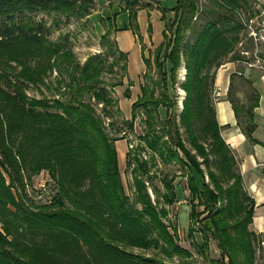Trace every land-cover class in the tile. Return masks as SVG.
I'll list each match as a JSON object with an SVG mask.
<instances>
[{
    "label": "trees",
    "instance_id": "1",
    "mask_svg": "<svg viewBox=\"0 0 264 264\" xmlns=\"http://www.w3.org/2000/svg\"><path fill=\"white\" fill-rule=\"evenodd\" d=\"M214 1L228 10L239 4L238 0ZM94 4L95 0H0V264L188 263L190 250L178 243L176 226L166 222L167 206L177 200L176 174L162 171L159 179L163 190H159L151 182L150 160L140 156L144 147L161 162H176L188 170L184 174L192 246V236L199 232L202 252L211 239L215 240L220 251V257L212 259L216 264H256L258 236L249 229L253 201L243 186L233 152L220 134L210 97L216 68L231 60L245 61L236 51L242 23L207 21L195 27L191 21L198 9L197 0L175 1L170 11L178 21L171 49L163 40L153 52L160 90L156 94L154 87L143 84L132 104L133 112L141 105L145 127L140 136L144 146L127 152L134 189L130 201L114 138L95 109L100 104L102 114L112 117L114 99L108 86L113 89L123 81L106 82L103 74L106 67L113 69L122 58L125 63L127 54L114 40L108 52L113 55L111 61L108 54H93L80 63L71 48L49 39V27L43 20L31 16L83 17ZM130 20L135 30L133 9ZM168 24L165 22L164 39ZM101 39H108L107 31ZM143 60L147 66L152 63L148 56L143 55ZM182 63L185 74L179 87L185 95L177 116V101L169 96L167 81L172 86L176 83ZM122 69L126 70L125 64ZM53 72L58 75L57 96L27 94L29 86H48L45 79ZM245 81L250 88L246 103H240L231 90L228 99L237 123L251 137L258 94L251 81ZM65 90L71 93L70 99L61 100ZM160 107L165 111L163 119ZM129 125L131 128L132 121ZM202 165L209 183L198 188L193 172L203 178ZM42 169L55 179L58 191L44 204L32 207L24 201V177L30 179ZM143 175L155 194L153 200ZM127 247L152 248L161 256L136 254Z\"/></svg>",
    "mask_w": 264,
    "mask_h": 264
},
{
    "label": "rangeland",
    "instance_id": "2",
    "mask_svg": "<svg viewBox=\"0 0 264 264\" xmlns=\"http://www.w3.org/2000/svg\"><path fill=\"white\" fill-rule=\"evenodd\" d=\"M106 1L107 0H95L93 9L90 10L89 14L83 17H76L73 15L67 16L64 14L45 15L38 13L32 14L31 16L35 20H43L46 23V26L49 27V39H51L52 41L63 42L68 48H71L76 60L80 63H83L89 56L93 54H108L110 50L109 46L115 40V19L113 17L108 19L104 17L107 14H112L110 12V9L107 10L106 8L108 6L110 7V4L113 3L114 0H111V3H106ZM175 1L176 0H168L167 3L168 5H173ZM197 3L198 9L194 17L192 18V26L196 27L199 26V24H203L207 21L219 22V24L221 25L227 22H241L243 28L240 30V41L237 43L236 51L244 56L245 61H231L236 64V67L237 65L241 67L245 63V66L247 67L250 66L251 68H257V71H263L264 0H238V6H236L235 9L232 10H228L226 7L221 6L214 0H197ZM137 6L141 7L144 6V4L138 0L137 4H134V6L130 9L135 10V7ZM177 21L178 19L175 13H169V16L166 19V22H168L169 24L167 25V29L165 32V39L163 37L164 43L165 45L167 44L168 50L171 49L172 40L175 36V28ZM106 31L108 32V39L102 40L101 37L103 36V34L106 33ZM136 32H138V30H136ZM190 35L191 33L187 31L186 36L189 40L191 39ZM187 39L185 41H187ZM139 44L141 45V59L144 64V67L138 76V81H135V84L138 85L137 88L139 87L137 89V92L141 93V86L143 84H146L151 88L154 87L155 93L158 94L160 90V84L157 83V81L159 80V75L153 63V52L157 46H155L152 51L148 50L146 54L145 45L141 44V42H139ZM143 55L146 57H150V61L152 62L151 65L147 66V64L143 60ZM112 56L113 55H109L107 57L108 61L112 60ZM229 56L230 55L224 58L225 61L228 60ZM127 62L128 59H126L124 63V59L122 58L121 60H119L118 64L113 67V69L106 67L105 72L103 74V77L106 82H114L115 80L122 79V84L117 86H125L123 92H117L115 90L117 86H115L113 89L108 86V91L114 99V103L110 107L112 117H107L102 114L100 110V104H96L95 109L96 113L102 116L104 120L105 130L111 138H114L113 143L117 152V160L121 179L124 185L125 192L128 195L129 200L132 201L134 191L132 187L133 182L131 175L132 163L130 164V166H128L126 163L127 152L128 150H132L133 148L138 149L140 145L144 146V141L140 139V136L143 133L145 125L144 114L141 105H138L134 112L131 105V111L129 115L127 117H125L124 115V111H126L125 109H127V106L124 103L123 98H132L130 86L133 85V82H131L128 76ZM124 64L126 67L125 71L124 69H122V66ZM183 69L184 66L182 63L178 70L176 83L173 86L169 80L167 81V92L169 93V96L176 98L175 100L177 101V116L182 108V100L185 95L184 91L179 87V84L183 80L185 74V69L184 71ZM56 76H58L57 73L53 72L49 77L45 79V81L48 83V86L41 85L40 88L29 86L28 88H26L27 94L31 97L57 96ZM236 86H240L241 88L245 87L246 90H248V87L245 86L244 82L242 81L238 82ZM213 87L210 92L211 102H213L214 100ZM127 89H129V92H126ZM126 93L129 94L126 95ZM70 96L71 93L65 90V92L61 95V100H68L70 99ZM85 97L87 98L88 95L86 94ZM120 97L122 99H119ZM137 98L132 102V104L137 100ZM133 113H135L134 118H132ZM159 113L160 117L163 119L165 114L164 108L160 107ZM110 120L112 123L110 122ZM129 121H132L131 128L129 125ZM186 144L187 146H189L188 141H186ZM152 155L153 153L149 151L146 147H144V149H142L140 152V156L150 160L151 166L149 174L153 176V180L151 182L155 183L158 186L159 190H163V186L159 179L162 171L168 172L169 175L174 173L176 174L173 183L177 192V200L172 205L167 206L168 216L166 217V222H170L172 227L173 225L176 226L178 243L184 248L190 250L192 254V257L187 259V261L189 262L186 264H216V262L212 259H218L220 257V251L216 246L215 240L211 239L209 241L208 248H203L204 252H202L203 246H201V234L199 232H195L193 234L194 237L192 236V238L195 242V246H192L191 238L188 235L189 203L187 201L189 199V191L186 186V175L184 174V172H187L188 170L183 168L176 162H170L167 164L161 162L157 154L153 155L156 157V164L152 165ZM198 159L200 160L199 157ZM202 167L205 172V176L203 178H201V176L198 175L196 172H193L198 188H201L203 182L209 183V177L206 174L207 169L204 165H202ZM143 177L147 180L146 184L148 187V192L153 200L155 198V194L153 193L152 187L150 186V182L147 179L146 175H143ZM54 180L55 179L52 180L49 172L46 169H42L39 173L32 174L30 179L26 178L25 176L24 182H26L25 192L27 194V198H25L24 201L26 202V204H29L32 207L35 205L44 204L45 201H47L54 194H56V192L58 191V186H56L57 182H55ZM197 208L200 209L201 207ZM170 231L172 232L171 229ZM127 250H131L133 253L143 254L146 256H161L158 250H154L152 248L142 250L137 247H127ZM177 258V256H174L173 259L177 261ZM225 260L227 261V258H225ZM255 262L256 264H264L263 262H261L259 254L257 252Z\"/></svg>",
    "mask_w": 264,
    "mask_h": 264
},
{
    "label": "crops",
    "instance_id": "3",
    "mask_svg": "<svg viewBox=\"0 0 264 264\" xmlns=\"http://www.w3.org/2000/svg\"><path fill=\"white\" fill-rule=\"evenodd\" d=\"M144 6L135 7L136 29H132L130 20V8L125 0H107L111 3L106 9L112 14L106 18H114L115 40L118 48L127 53L128 76L133 85L130 86L132 98H123L127 106L124 111L127 117L131 111L132 102L140 93L137 92L138 76L143 70L144 64L141 59V44L145 45V53L153 50L163 41V30L170 9L175 5H168V0H139ZM165 16V19L164 17ZM113 20V19H112ZM138 30V32H136ZM144 53V50H143ZM239 67V68H238ZM242 67V68H241ZM236 67L232 61L221 64L215 70L213 104L216 120L220 125V134L229 145L236 157L238 169L242 177L243 186L252 198V221L249 229L258 236L257 253L261 262L264 263V70L243 66ZM254 73V74H252ZM245 79L251 81V88L258 94V104L253 109L255 123L251 137H248L235 115L228 92L234 94L240 103H246V95L250 88ZM244 82L246 88L236 86L238 82ZM125 86H117V92H123ZM136 90V91H135ZM119 94V93H118ZM119 99H122L121 97Z\"/></svg>",
    "mask_w": 264,
    "mask_h": 264
},
{
    "label": "bare ground",
    "instance_id": "4",
    "mask_svg": "<svg viewBox=\"0 0 264 264\" xmlns=\"http://www.w3.org/2000/svg\"><path fill=\"white\" fill-rule=\"evenodd\" d=\"M183 71H184V69H183ZM182 76H183V74H182ZM184 78V77H183Z\"/></svg>",
    "mask_w": 264,
    "mask_h": 264
}]
</instances>
